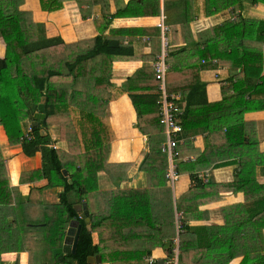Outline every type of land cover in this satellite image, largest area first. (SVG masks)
Masks as SVG:
<instances>
[{
	"label": "trees",
	"instance_id": "obj_1",
	"mask_svg": "<svg viewBox=\"0 0 264 264\" xmlns=\"http://www.w3.org/2000/svg\"><path fill=\"white\" fill-rule=\"evenodd\" d=\"M12 1L0 0V38L6 45L5 57L0 58V125L5 129L12 145H21L25 156L34 157L37 153L42 154L43 167L30 174L33 180H47L48 185L45 188H64L63 193L59 195V204L46 206V219L41 222H31L32 224H28V227L31 230H39L43 240L48 243L50 241L49 246L51 244L53 248L60 247L59 249H61L71 222L78 221L81 225L75 254L56 253V249L54 250V256L57 258L55 264H89L90 257H97L103 263L110 264H116V261L120 260L141 261L144 256L151 253L148 248L140 247L142 243L151 244L153 248H163L167 258L160 264H165L174 258V251L178 247L177 240L179 241V264H191L192 259L199 261L198 264H228L234 259L238 255L236 250L239 248L235 236L232 235L228 240H225L219 235H223L227 230L238 228L234 220V215L237 213L236 208L226 210L225 226L218 228L213 234H209L208 240L201 244L194 237L191 232L192 228L186 221L181 219V225H178L177 228L173 206L162 214H155L156 210L153 208L155 196L150 194L151 189L149 188L122 191L120 195L116 196L114 203H111L112 198H108L103 210L98 214L93 213L91 203H88L87 198L99 188V173L113 169V166L107 164V160L110 152V140L113 139L114 133L104 115L105 105L102 107L99 105V99L104 92L98 96L95 95V91L92 92L94 87L96 91H101L105 85L108 86L109 76L104 70L106 64L96 63L93 69L95 72L91 76H83L82 69L85 64L99 56L130 57L133 54L118 42L100 36L95 39V46L92 50L84 54L80 52L74 56L73 60L71 59V63L66 64L68 72L65 74L60 70V62L53 57L56 53L55 47H61L63 40L61 38L48 39L45 34V25L35 24L31 19L30 12L20 10L19 6L15 4L16 2ZM23 1L19 0L20 6ZM40 1L43 10L49 13L57 12L63 8L64 0ZM167 1L171 5L165 0L167 3L164 7L165 13L168 18H174L179 14L181 8L178 5L180 3H174L172 0ZM178 1L185 2L187 0ZM205 1L207 13L223 12L230 8H238L243 11L245 1L253 5L264 6V0ZM78 3L80 5L81 2ZM252 41L264 42V20H250L240 15L239 18L226 21L214 29L213 37L201 54L202 57L208 56L212 60H226L230 63L231 69L239 70L237 75L228 79L232 88L230 90L235 95L227 97V100L223 99L220 103L209 104L206 84L200 79L193 80L185 86L181 92L185 108L182 116L179 117V123L183 126L181 136L183 139L200 132L211 131L214 133V131L224 128L227 136L232 132L229 142L233 145L232 150L243 147V143L246 142L244 139L245 130L241 133L240 130L245 124V114L264 111V55L262 51L246 46L248 42ZM23 57L25 58L22 60ZM27 59L30 61L29 63L26 62ZM90 65L91 63H89ZM208 65L212 64L204 65L203 68ZM144 72L146 74L142 79H148V76L151 75V82L155 83L156 87H145L146 89L134 87ZM85 78L87 83L82 89V81ZM61 79H68L70 85L67 87L60 85ZM157 85H159V81L156 79L154 69L143 68L135 76L129 78L119 92L120 94H130L140 121L137 128L148 137L149 154L144 159L141 170L147 175L149 187L153 188L151 172L156 171L155 173L160 177L158 188L163 186V183L169 187L170 182L167 179L169 156L162 149L166 143L165 130L164 139L161 138L162 131L159 130L164 127L161 124L160 91L155 93L158 89ZM166 89L168 93H171L168 78ZM146 91H152V93H145ZM140 92L142 94H139ZM43 99H45V119L38 121V126L33 127L29 122L32 124L36 121L34 116L39 112V105L42 104ZM61 111L71 112L74 125L79 129L81 141L73 143L71 140L68 141L69 152L76 163L74 167L67 169L68 177L63 174L64 157L51 146L52 139L46 124L50 115ZM148 115H154V117L148 119L146 117ZM143 118L150 126L142 124ZM30 127L32 130L27 138V128ZM99 151L105 152L103 158H95ZM177 153L178 159H181L180 147L177 148ZM150 154L153 155L149 158ZM200 157L199 161L192 166L200 164L204 167L206 155L202 153ZM146 163H148L147 168L144 167ZM177 168L179 167L177 166ZM69 180L72 181V184L69 183ZM191 180L197 181V177L191 176ZM7 181L6 164L3 162L0 152V189L1 187L3 189V192H0V198L3 195L4 202L8 197L7 191L11 190L6 186L5 182ZM206 185L203 180L198 179L197 197L203 196V189ZM243 188L244 184L241 183L236 190ZM258 189L260 191L254 192L253 197L256 198V204L264 207V185L258 186ZM36 191L41 192L42 189H37L33 193ZM245 191L247 197L252 198L251 191ZM30 200L31 198L28 199V201ZM79 203L88 206L91 231L88 229L85 219L80 218L74 207ZM97 206L101 210L100 206ZM176 208L178 212L182 210L179 209L178 204ZM254 216L258 218L254 226L262 232L264 214L257 213L254 207ZM3 217L6 218V214ZM19 222L27 225L28 221L19 217ZM0 228H4V222L1 220ZM94 233L98 234V244L94 243ZM58 241L60 244L57 246L56 242ZM258 241L264 244L262 236H259ZM120 247L130 250L112 252L110 250ZM253 263L264 264V252L244 255L241 264Z\"/></svg>",
	"mask_w": 264,
	"mask_h": 264
},
{
	"label": "crops",
	"instance_id": "obj_2",
	"mask_svg": "<svg viewBox=\"0 0 264 264\" xmlns=\"http://www.w3.org/2000/svg\"><path fill=\"white\" fill-rule=\"evenodd\" d=\"M77 1L81 2L80 5ZM77 1L64 0L63 8L53 13L42 12L41 6L34 4L32 9L25 8L31 0L24 1L21 9L28 12L32 10L30 12L32 21L35 24L45 25V34L48 39L61 38L63 40L62 48L60 46L55 47L56 53L53 57L60 62V70L65 74L68 72L66 64L71 63V59L73 60L74 56L80 54V52L84 54L92 50L95 46V39L100 36L118 42L129 53L133 54L130 57L99 56L85 64L82 69L83 76H91L95 72L93 69L96 63H104L106 64L104 70L109 76L108 86L105 85L101 91H96L94 87L92 92L95 91L97 96L104 92L99 99V105L101 107L105 105V118L114 133L113 139L110 140V152L108 154V162L109 165L113 166V169L99 173L100 180L106 179L109 181L108 184L114 187L115 192L112 194H115V196L111 200V203H114L116 196L120 195L122 191H126V189H145L146 187V175L143 171H140L139 167L145 158V153H147L146 145L143 144H146L148 137L137 129L140 121L130 94H120L119 92L123 88L122 85L126 84L127 79L135 76L138 71L143 68H153L162 48L161 32L158 28L162 16L166 17V24L170 29V56L168 59L170 71L167 74L168 86L171 88L170 94H180L185 86L193 80L200 79L206 84L209 104L220 103L223 99L227 100V97L235 95L230 90L232 88L228 79L237 75L239 70L231 69L230 63L226 60H212L208 56L202 57L201 54L206 44L213 37L214 29L231 19L221 17L225 16L228 10L207 13L205 0H187L185 2L172 0L174 3L179 2L178 6L181 8L179 14L174 18H168L167 13H165V4L171 5L167 0V3H165V0ZM254 6L258 11L264 13L263 5ZM229 10H231V17L233 15L234 19L239 18L240 15L245 17L243 14L245 4L243 11L238 8H230ZM251 14L252 16L249 18L251 20L263 19V16L254 15L253 12ZM246 46L262 51L264 55V42L252 41L248 42ZM5 54L6 45L1 42L0 58H4ZM89 63H91L90 66ZM207 64L212 65L203 68ZM145 74L146 72L141 74L142 76L138 78V82L134 84V87L146 89L145 87L150 86L152 83L151 75L148 76V79H142ZM83 81L87 83L86 78ZM105 87L107 88L105 89ZM157 87L159 90V85ZM139 94H142V92ZM182 100L179 101V105L182 112H184L185 104ZM44 102L45 99L41 103L44 105ZM146 117L152 119L154 115ZM141 122L143 125L150 126L147 121H144V118ZM244 123L240 133L245 130L244 139L246 142L243 143L242 148L238 149L241 155L237 158H234L233 153L237 150H232L233 145L229 143L232 132L227 136L224 128L218 129L214 133L207 131L185 137L180 145L182 157L179 161L190 166L184 167L183 170L186 171L180 173V169H177L179 173L178 186L176 187L177 184H175L173 187V189L175 188L174 194L176 193L179 200V203L177 201L176 203L179 209H182L178 212L175 208V224L178 228L179 217H181L192 228L191 232L200 244L208 240L209 234H213L218 228L225 226L226 210L236 208L237 213L234 215V220L238 228L227 230L223 235H219L225 240L234 235L239 243V248L236 250L238 255L228 264H241L245 254L264 252V244L258 241L259 236L264 239V229L260 232L254 226L258 218L254 216V207L257 201L253 197L254 192L258 193L260 191L258 186L264 185V111L245 114ZM29 124L32 125L30 122ZM46 124L52 139L51 146H57L62 156L66 157V160H73L72 156H69L71 153L68 152L67 140H63L58 135V132H62L61 127L73 124V117L70 112L50 115ZM0 152L7 169L8 181L6 183L9 186L7 184L6 186L11 189L7 191L6 202H4L3 195L0 198V213L2 215L6 214L7 221H9V217H15L14 212L17 204L28 201L29 198H31L30 201L23 202L26 206H41L45 209L46 206L59 204V195L63 193L64 188H45L48 185L47 180H33L30 175L32 172L42 169V154L37 153L34 157L25 156L21 145L10 143L6 131L1 125ZM202 153L206 155L204 167L200 164L192 166V164L199 161ZM63 165L64 174L68 168L74 167V162H64ZM110 171L116 176L111 184L110 180L105 177L107 173L110 174ZM205 175H208L209 182L203 189V196L197 197V181L198 179L203 180ZM191 176H196L197 181L191 180ZM241 183L244 184V188L236 190ZM98 187V190H104H102L100 182ZM37 189H42V191L33 193ZM245 190L251 191L252 198L247 197ZM0 192H3L2 187ZM218 192L220 193L215 195ZM98 195L96 192L91 195L93 204H97L96 196ZM106 203L107 200H105L104 205ZM80 205L83 206L84 203L76 204L74 207ZM5 206L11 208L12 214L4 213ZM165 208L162 211L156 209L155 214L166 212ZM72 222L76 226L79 225L78 221ZM28 235H30L29 239ZM93 235L94 243L98 244V234L94 233ZM25 237L28 242L26 241L21 249L9 247V245L5 246L6 241H8L7 236L5 240L0 241V264H55L57 258L54 256V250L57 249L56 253H65V244L61 249H59L60 247H54V249L51 244L49 246V240V243L43 240L40 232L35 233V230H31ZM59 244V241L56 242L57 246ZM140 247L151 250L150 255L144 256L141 261L120 260L116 261V264H150L149 259L155 261L153 264H160L167 258L163 248H153L148 243H142ZM110 250L112 252L130 249L120 247L111 248ZM198 263L199 261L196 259L191 260V264ZM102 264L110 263L102 262Z\"/></svg>",
	"mask_w": 264,
	"mask_h": 264
},
{
	"label": "rangeland",
	"instance_id": "obj_3",
	"mask_svg": "<svg viewBox=\"0 0 264 264\" xmlns=\"http://www.w3.org/2000/svg\"><path fill=\"white\" fill-rule=\"evenodd\" d=\"M12 1V0H11ZM16 3V5H18L19 6V8H20V10H22L21 8L23 7V5H24V1H27V0H24L23 1V4H22V6H20V3H19V0H14ZM39 1V2H38ZM13 2V1H12ZM36 3V4H35ZM40 3V4H39ZM245 3V12H243V14H244V18H251V16H252V14H251V12H253L254 13V15H256V14H258V15H260V16H263V19L262 20H264V13L263 12H261V11H258L256 8H255V6L252 4V3H250V2H248V1H245L244 2ZM33 4L34 5H37V6H41V1L40 0H31V2H30V4L29 5H27V6H25V8H29V9H32V7H33ZM29 6V7H28ZM41 11L43 12L44 10V8H42V6H41ZM253 9H255V10H253ZM27 10V9H26ZM230 11V12H229ZM25 12H27L28 13V11H25ZM30 12H32V10L30 11ZM238 14V13H237ZM235 16H237V15H235ZM221 17H224V18H227V19H234V16L232 15V17H231V10H228V11H226V15L225 16H221ZM251 20V19H250ZM165 23H166V20H165ZM167 25V24H166ZM169 34H170V32L167 34V36H168V38H169ZM0 36H1V34H0ZM168 41V40H167ZM1 42H3V40L0 38V43ZM170 42V41H169ZM169 49H170V45H169ZM169 49H167V53H170L169 52ZM159 55H161L160 53L158 54V56ZM25 57H23L22 58V60L24 59ZM33 58V57H32ZM168 59H169V56L167 57V61H168ZM26 62H30L28 59L26 60ZM158 62V59H156V61H155V63L154 64H156ZM153 68H154V66H153ZM128 80V79H127ZM85 84H86V82L85 81H82V89H84V87H85ZM60 85H63V86H69L70 85V83H69V80L68 79H61L60 80ZM124 86V84L122 85V87ZM156 87V84L155 83H151L150 84V86L149 87ZM160 87V86H159ZM75 88H77V87H75ZM149 90H151V89H149ZM159 91H160V88H159ZM170 91V90H169ZM158 92V89H157V91H155V93H157ZM145 93H152V91H146ZM170 94V93H169ZM181 94V93H180ZM182 95V94H181ZM182 98H183V95H182ZM133 106H134V104H133ZM135 108V107H134ZM136 110V109H135ZM106 111V110H105ZM105 111H104V115H105ZM61 112H70V111H61ZM61 112H57V113H61ZM70 114H71V112H70ZM72 115V114H71ZM73 117V116H72ZM25 127H26V125H25ZM61 130H62V132H58V135L63 139V140H67V143H68V141H72V143L73 142H81L80 141V132H79V129L78 128H76L75 127V125H74V121H73V124H71V125H68V126H63V127H61L60 128ZM63 129H65V130H63ZM138 129V128H137ZM77 130V131H76ZM159 130H161L162 131V136H161V138H165V136H164V129H159ZM57 135V134H56ZM57 139H58V136H57ZM59 140V139H58ZM143 145H146V150H147V153H145V158L147 157V155L149 154L148 153V141L146 142V144L144 143ZM56 147V149L58 150V152L61 154V151L57 148V146H55ZM68 150V149H67ZM68 152H69V150H68ZM154 152H156V151H154ZM104 151H102V152H98L97 154H96V157L95 158H103V156H104ZM233 153H234V158L236 157L237 158V156L239 157L240 155H241V153H240V150H237V151H233ZM89 155V153L87 154V156ZM152 155L153 154H150L149 155V158L150 157H152ZM69 156H72L71 154H69ZM64 157V158H63ZM62 158H63V162H74V166H75V161L74 160H72V159H70L71 161H68V160H66V157L65 156H63ZM144 158V159H145ZM68 159V158H67ZM144 159H143V161H144ZM2 160H3V157H2ZM147 160V159H146ZM179 160H181V159H178V158H174V162H173V164L176 166V169H178L177 168V166L179 167V173L180 172H182V171H186V170H183L184 169V167H188V166H190L189 164H183L181 161H179ZM143 161H142V163L140 164V167H139V169H140V171H142L141 170V166H142V164H143ZM84 162V161H83ZM107 163L109 164V162H108V160H107ZM111 165V164H110ZM112 166V165H111ZM144 167L145 168H147L148 167V163H146L145 165H144ZM169 168H170V159H169ZM159 171H161V170H159ZM144 172V171H143ZM156 171H154V172H151L150 173V175L152 176V185L154 184V188L151 186V187H149V183H148V180H147V175H146V173H145V175H146V187L145 188H149V189H151L150 190V194H152L153 196H155V204H154V206H153V208L156 210H160L161 209V211L165 208L166 210H168L169 209V206L171 207V206H173V208H174V211H175V208H176V205H177V203H176V201L179 203V200H178V198L176 197V193L174 194V189H173V187H172V185H171V183L169 182V187H166V183H163L162 185L163 186H161V187H157V185L159 184V179H160V177H159V175L158 174H156L155 173ZM168 173V172H167ZM108 176V177H107ZM107 176H105L106 178H108L109 180H110V184H111V181L112 180H115V178H116V176L115 175H113L112 173H111V171H110V174L109 173H107ZM103 177V176H102ZM101 178V177H100ZM6 183V182H5ZM109 181L108 180H106V179H101L100 180V185H101V187H102V190L103 191H101L100 189L99 190H96L95 192L97 193V194H99L98 196H96V201H97V204H93V202H92V200H93V197L92 196H88V198H87V200H88V203L91 205V208H92V211H93V213L94 214H98L100 211H102L103 210V205H104V203H105V200H107L108 198H112L113 196H115V195H113L112 193H114L115 191L113 190V188L114 187H112V186H110L109 184ZM8 186H9V184L8 183H6ZM176 184H177V182H176ZM178 186V184L176 185V187ZM100 187V188H101ZM212 189V188H211ZM126 190H128V189H126ZM213 191H215V190H213ZM220 192H221V190H220ZM220 192H218V193H216L215 195H217V194H219ZM179 197H180V195H179ZM23 202H28V201H23ZM23 202H21L20 204H19V206L18 207H16L15 208V212H14V215H15V217L13 218V217H9L10 219H9V221H7V219L6 218H4L3 217V215L0 213V220L2 221V222H4V228H0V241H3V240H5V238H6V236L8 237V241H6V243H5V246H7V245H9V247H16L17 249H21V247H24V245H25V243H26V241L28 242V239L30 238L29 236L30 235H28V239L25 237L29 232H31V231H28V230H31V229H29V227H28V224H32L31 222H41V220H45L46 218H45V212H46V208L44 209L43 207H41V206H36V207H32V206H26ZM100 203H101V205H100ZM156 204H157V207H156ZM97 205H99L100 206V208H101V210H99V208H98V206ZM20 208H23V209H20ZM262 208V209H261ZM255 210H256V212L257 213H259V212H261L262 214H264V207H261V206H259L258 204H256V206H255ZM1 211V210H0ZM48 212H50V213H52L51 211H48ZM4 213H7V214H12V211H11V208L10 207H4ZM79 213V212H78ZM80 214V213H79ZM47 216V215H46ZM19 217H21V218H23L25 221H28L27 222V225L26 224H23V223H20L19 222ZM180 219H181V217H179V221H178V225L180 226L181 225V221H180ZM24 222V221H23ZM90 225V224H89ZM49 228H50V225H49ZM68 229H69V227H68ZM68 229H67V231H68ZM37 232H39V230L38 231H35V233H37ZM6 235V236H5ZM176 243H178V240L176 241ZM178 249V248H177Z\"/></svg>",
	"mask_w": 264,
	"mask_h": 264
},
{
	"label": "built area",
	"instance_id": "obj_4",
	"mask_svg": "<svg viewBox=\"0 0 264 264\" xmlns=\"http://www.w3.org/2000/svg\"><path fill=\"white\" fill-rule=\"evenodd\" d=\"M166 17L162 16L158 28L161 32V52L157 59L158 62L154 64V71L156 79L159 81L160 88V115L161 124L164 127L166 135V143L162 146L163 152H166L170 159V168L167 173V179L170 181L172 187L179 181V173L176 166L173 164L174 158H178L177 148L182 144L183 138V126L179 123V117L182 116V108L179 105V101L182 99L181 94H169L166 89L167 74L170 71V67L167 61L169 53V38L167 34L170 29L165 23ZM168 40V41H167ZM216 63V61H215ZM32 128H28L26 137L29 138ZM54 149L55 146H53ZM204 184L209 182L208 175H205L203 179ZM178 248V247H177ZM175 249V256L171 261H167L166 264H179V250ZM150 264L155 263L153 259L148 260Z\"/></svg>",
	"mask_w": 264,
	"mask_h": 264
},
{
	"label": "water",
	"instance_id": "obj_5",
	"mask_svg": "<svg viewBox=\"0 0 264 264\" xmlns=\"http://www.w3.org/2000/svg\"><path fill=\"white\" fill-rule=\"evenodd\" d=\"M36 121L32 123L33 127L38 126V121H42L45 119V106L42 104L39 107V112L35 115ZM64 176L68 177L67 172H64ZM69 183L72 184V181L69 180ZM77 212L80 213V218L85 219L86 224L88 225V229L91 231V225L90 222V213L88 210L87 204H84L83 206L80 205L76 207ZM81 232V225H75L74 222H71L70 228L67 231V236L65 238V247L64 251L67 254H75L77 245H78V240ZM177 246L179 247V241L177 243ZM89 264H102L100 259H97L95 257H90L88 260Z\"/></svg>",
	"mask_w": 264,
	"mask_h": 264
}]
</instances>
